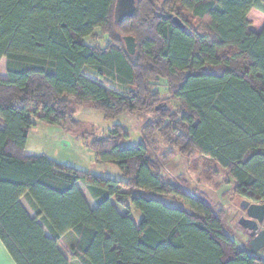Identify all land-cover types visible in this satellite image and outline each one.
I'll return each mask as SVG.
<instances>
[{"label":"trees","instance_id":"16d2710c","mask_svg":"<svg viewBox=\"0 0 264 264\" xmlns=\"http://www.w3.org/2000/svg\"><path fill=\"white\" fill-rule=\"evenodd\" d=\"M134 1L133 12L125 0H0V239L16 264H264L153 155L163 144L199 155L236 198L264 203V0ZM82 106L146 119L136 147L122 125L81 136L123 180L26 155L37 123L77 131Z\"/></svg>","mask_w":264,"mask_h":264},{"label":"rangeland","instance_id":"374dc122","mask_svg":"<svg viewBox=\"0 0 264 264\" xmlns=\"http://www.w3.org/2000/svg\"><path fill=\"white\" fill-rule=\"evenodd\" d=\"M101 45H105L104 39L100 40ZM85 76L99 84L110 88L118 93H125L127 90L102 80L97 79L89 71L84 72ZM1 75L6 78V61L1 62ZM162 100L169 98L167 89L163 84L161 87ZM175 105V103H173ZM76 119L81 124L77 131L67 132L56 126L37 123L30 133L27 152L34 156H48L60 163L75 167L76 169L90 172L94 176L113 180H123L120 168L115 164H99L96 162L95 154L88 148L83 135L106 136L116 126L122 125L129 134L124 147H136L144 143L142 127L146 119L138 115L125 114L115 120H108L100 111L90 109L88 106L76 109ZM2 125V124H0ZM175 150L167 145H161L158 151H153L157 158L168 156L163 163V172L169 180L179 184L191 194H198L212 205L216 213L222 211L226 231L237 242L239 247L245 249L250 255L264 259V249L257 251L253 245V232L239 225L242 218H246L245 212L241 208L242 200L233 194L234 184H226L225 174L216 169L211 161L199 155L190 157L182 156L178 152L167 154ZM161 161V160H160ZM216 170V171H215ZM218 174H215L217 172ZM90 203L94 206V201L89 196ZM171 204H178L172 199L166 200ZM122 212L124 208H120ZM133 216L137 224L141 221V213L133 209ZM262 230V227L256 234ZM64 254L70 259L71 252L62 247Z\"/></svg>","mask_w":264,"mask_h":264},{"label":"water","instance_id":"95a60500","mask_svg":"<svg viewBox=\"0 0 264 264\" xmlns=\"http://www.w3.org/2000/svg\"><path fill=\"white\" fill-rule=\"evenodd\" d=\"M135 1L134 0H125L124 7L129 11H135ZM175 22H178L175 19ZM125 40L130 46H133V38L126 37ZM241 208L246 214V218H242L239 221V225L242 228L251 230L253 234V245L257 251L264 249V203L263 204H251L248 201H243L241 203ZM263 227L262 230L256 234V231Z\"/></svg>","mask_w":264,"mask_h":264},{"label":"crops","instance_id":"0c3cea01","mask_svg":"<svg viewBox=\"0 0 264 264\" xmlns=\"http://www.w3.org/2000/svg\"><path fill=\"white\" fill-rule=\"evenodd\" d=\"M258 5H259L258 7H261V8L264 9V4H258ZM261 18L264 20V15L260 13L259 14V19H261ZM27 148H28V146H27ZM26 155L27 156H34V155L28 154L27 151H26ZM38 156H40V155H38ZM79 186H80L81 190L83 191V193L85 194L88 202L90 203V200H89V196L90 195L87 193L85 185H83L82 183H79ZM22 203L25 206V208L28 211V213L31 216H34L33 211L31 210V208L29 207V205H28V203L26 202L25 199L22 200ZM90 205H92V204L90 203ZM74 243H75L74 237L68 235V236L64 237L61 240L60 244H61L62 247L67 248L71 252L72 251V246H73ZM71 255H72V252H71ZM70 260H71V258H70ZM0 264H16V262L12 258L11 254L9 253V251L6 249V247L2 243L1 239H0ZM72 264H76V263L73 261Z\"/></svg>","mask_w":264,"mask_h":264},{"label":"flooded vegetation","instance_id":"af4514ba","mask_svg":"<svg viewBox=\"0 0 264 264\" xmlns=\"http://www.w3.org/2000/svg\"><path fill=\"white\" fill-rule=\"evenodd\" d=\"M262 229H263V227H262Z\"/></svg>","mask_w":264,"mask_h":264}]
</instances>
